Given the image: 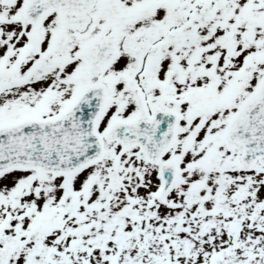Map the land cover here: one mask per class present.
I'll list each match as a JSON object with an SVG mask.
<instances>
[{
	"label": "snow or ice",
	"instance_id": "1",
	"mask_svg": "<svg viewBox=\"0 0 264 264\" xmlns=\"http://www.w3.org/2000/svg\"><path fill=\"white\" fill-rule=\"evenodd\" d=\"M0 264H264V0H0Z\"/></svg>",
	"mask_w": 264,
	"mask_h": 264
}]
</instances>
